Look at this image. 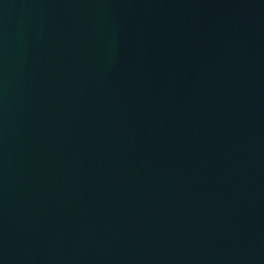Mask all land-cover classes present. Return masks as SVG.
Instances as JSON below:
<instances>
[{"label": "water", "instance_id": "95a60500", "mask_svg": "<svg viewBox=\"0 0 264 264\" xmlns=\"http://www.w3.org/2000/svg\"><path fill=\"white\" fill-rule=\"evenodd\" d=\"M0 264H264V0H0Z\"/></svg>", "mask_w": 264, "mask_h": 264}]
</instances>
